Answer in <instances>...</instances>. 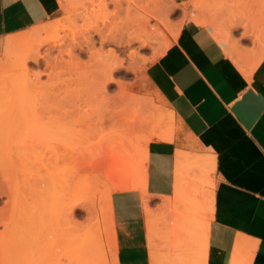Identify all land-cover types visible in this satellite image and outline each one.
I'll return each mask as SVG.
<instances>
[{"label":"rangeland","instance_id":"1","mask_svg":"<svg viewBox=\"0 0 264 264\" xmlns=\"http://www.w3.org/2000/svg\"><path fill=\"white\" fill-rule=\"evenodd\" d=\"M143 1L146 4L147 0H75L67 6L69 9H62L60 18L46 23H60L58 32L39 33L36 27L21 34L23 36L19 35L30 36L20 39L17 47L9 51L4 44L0 50V64L5 66L4 70L0 69V186H3L0 190H7L10 183V188L12 184L16 186L14 189L18 188V194L11 200V207L9 206L16 216L9 219L13 215L11 213L6 221L9 223L13 219L10 225H16L15 229L12 230L13 226L11 228V232L14 231L11 236L14 237H11V248L0 255V264H113L114 224L111 196L123 187L126 190H144L147 151L144 153L142 145L149 135H154L152 143L166 141L162 138L166 130L173 129V137L177 130L174 116L171 122L168 120L166 125H161L151 115L154 110V114H169L172 111L168 109L164 98L152 82L150 66L160 58L158 51L164 54L192 12L196 13L200 22L205 21L203 24L210 28L218 26L224 30L228 46L238 56V59H231L239 66L246 65L255 82L264 83V34L259 32L264 30V10L261 9L264 0H243L239 9L235 7L234 0H199L195 6H185L181 0H154L160 3L161 10L159 18L152 20V24L159 27L161 37L152 47H143L136 43L131 48L124 42L128 41L129 24L140 13L137 9L141 4L144 5ZM242 9L246 16L233 15L239 14ZM104 23L114 24L115 31L119 29L121 33L118 35L126 48H117L121 61L117 62L119 67L115 63L111 70L112 73L114 69L109 78L108 95L102 100L100 97H92L96 92L89 71L93 72L95 68L88 65L82 68L73 67L67 52L73 47V39L80 40L95 28H102ZM123 26L127 28L126 31ZM57 36L64 46L63 59H55L59 53L52 47L49 64L43 59L40 68L33 62L29 63L30 69H33L32 75L20 74L15 67L6 68L9 63L8 55L22 52L42 41L53 40ZM47 48H43L46 53ZM133 50L140 52L138 68H134L130 58ZM38 72L45 73L38 78ZM140 101L144 103L138 104ZM40 104L42 107L45 104L44 106L59 110L68 104L69 108L65 106L67 110L73 111V157L71 153L67 154L63 150L52 155H49L50 151H46L42 156L43 153L29 151L21 140L15 142L17 146L13 143L14 147L11 145L14 140L8 137L12 118L17 119L18 115L21 117L24 111L21 114L17 112L23 106L26 109H21L25 110L23 116L32 114L33 111L36 113L33 109L35 107L38 112ZM18 107L20 108L17 109ZM40 114L49 116L43 109ZM136 116L145 118L152 131L134 137V146L139 150L133 157H128L121 150V146H118L127 140H124V135L120 136L125 130L121 125ZM114 121L117 122L115 125L118 126V133L117 128L113 127ZM18 143L23 147L18 146ZM183 154L187 155L179 151L177 157ZM194 170L198 172V169ZM70 176H73V181L69 180ZM190 181L186 180L187 194L184 201H181L177 177L175 198L165 204L164 215L160 218L161 224L164 223L165 226L163 229L159 230V219L152 212L149 201L145 200L152 264H202L199 257L201 249L197 244L195 249H199L198 251L191 247L187 231L193 227L195 214L209 223L211 191L201 192L198 186H193L192 189ZM38 188L42 194L38 193ZM5 201L7 198L0 197V208L4 207ZM185 201L189 207L184 205ZM197 203L198 208H201L200 214L191 209ZM182 206L190 211L185 217L178 212ZM7 234L1 235L2 241H6L3 237H7ZM176 234L181 240L174 237ZM183 240L186 247L182 244Z\"/></svg>","mask_w":264,"mask_h":264},{"label":"crops","instance_id":"2","mask_svg":"<svg viewBox=\"0 0 264 264\" xmlns=\"http://www.w3.org/2000/svg\"><path fill=\"white\" fill-rule=\"evenodd\" d=\"M61 1L0 0V50L8 38L60 18ZM181 1L195 6L194 0ZM164 53L149 73L177 130L172 140L150 145L144 190L111 196L113 264H152L145 200L163 229V207L176 194L179 151L214 160L203 174H185L192 189L211 191L205 264H264V83L243 73L249 68L231 59L195 12ZM178 212L190 213L184 206Z\"/></svg>","mask_w":264,"mask_h":264},{"label":"bare ground","instance_id":"3","mask_svg":"<svg viewBox=\"0 0 264 264\" xmlns=\"http://www.w3.org/2000/svg\"><path fill=\"white\" fill-rule=\"evenodd\" d=\"M73 1H75V0H73ZM73 1L72 0H62L61 1V8L64 10L67 9L68 8L67 6H69V4H72ZM242 1L243 0H234L235 7L239 9L241 7ZM143 2H144V5L141 4V6H138V9H137V12H140V13L137 15L136 19L134 21L130 22V24H129L128 31H127V35H128L127 40L128 41L124 42L129 47L131 46V48L136 43L141 44L143 47H152L156 42H158V40L161 37V32H160L159 27L157 25L152 24V20L159 18V11L161 10L160 3L156 2L154 0H147L146 4H145V1H143ZM193 2L196 5L199 2V0H194ZM261 9L264 10V4H262V3H261ZM244 14L246 16L245 10L242 9L241 12H239V14L236 13L233 15L238 17L239 15H244ZM195 19H196V21L198 20L197 18H195ZM262 20L264 21L263 17H262ZM201 22H202V20H201ZM203 23H205V21L202 22V24ZM104 24L105 25H102L103 26L102 28L97 29L94 27L95 29L92 33H86L80 40L73 39V41H72L73 47L70 45L72 48L69 49L67 52V56L70 59V64L73 67L75 66V67H81L82 68L83 66L88 65V66H92L93 68H95L93 72L89 71V75L93 80V83L95 86V92H96L95 95L92 97H94V98L100 97L101 99L105 98L108 95L107 94V87L109 86L108 85L109 84V78H110V75L114 71V69H113V71L111 73L112 68L114 67L115 63H116V67H117L118 66L117 62L119 60L121 61L120 56L117 53V50H118L117 48L120 46H121L120 48H122V46L125 47V44L123 45V40L118 35L119 33H121L120 31H118L119 29L117 30L118 31L117 32V31H115V29L113 27L114 24H110V23H108L109 25L106 23H104ZM256 24H257V22L254 23V26H256ZM116 26L118 27V25H116ZM125 26H126V24H125ZM125 26H123V27L125 28ZM246 26L248 28L249 24H247ZM60 27H61L60 23L59 24H56V23L46 24V25H42V26L38 27L37 32H39V33H42V32L49 33L51 31L58 32L60 30ZM255 28L257 29V27H255ZM126 29L127 28H125V31H126ZM211 30L213 31L214 36L225 47L227 54L233 59L235 57L238 59L237 54H234L232 52V50L230 49V47L228 46L229 43H228L227 37L225 36L224 30H221L220 28H218V26H217V28L211 27ZM263 31L264 30H261L259 32L261 34H264ZM124 33H126V32H124ZM28 36H30V35H27V36H24L21 38H11L10 37L6 40L5 45H6V47L9 48L8 50L10 51V49L17 47V44L21 41L20 39H25ZM122 38H124V37H122ZM121 40H122V42H121ZM60 42H61V40L57 36L53 40L42 41L41 43H39L37 45H33L30 48H28L22 52L10 54V55H8L9 63L7 64L6 68H10V67L14 68L15 67L16 72H19L20 74L26 73V75L29 76L31 71L33 70V69L31 70L29 67L30 62L35 63L38 66V68H40L41 59L48 62V64L50 63V61L52 59V56H51V48L52 47L59 53V55L57 57H55L56 60L64 58V56H63L64 55V51H63L64 46H63V43H60ZM45 47H48L47 53L43 51V48H45ZM160 52L161 51H158L157 54L161 57L163 54H161ZM139 53L140 52L137 50L131 51V54L129 53L130 58L133 60L134 68H138L137 65H138ZM3 67H5V66H2V64H0V69L4 70ZM116 67H115V69H116ZM241 69H243V67ZM43 73H45V72H38V73H36V76H38V78H40V76ZM243 73H245L247 75L248 73H251V72L249 70H247V71L243 70ZM12 74H13V72H12ZM32 74L33 73H31V75ZM111 77H113V76H111ZM113 79H114V77H113ZM254 82H255V79H254ZM137 103L142 104L144 102L140 101ZM40 105H39V107H40ZM44 105L45 104H43V107L41 105L40 109H39V107L37 108V109H39L38 112L35 109V107H34V109L32 107L30 110L33 109V110H35L36 113H34V111H33L32 114L28 113L27 116H23V115H25L24 112L26 110L24 108V106L22 108H20V107L17 108V109L20 108V110L21 109H25V110H21V111L18 110V112H17L18 114L19 113L21 114V112L24 111L22 113L23 115L21 114V117H20V115H18L17 119H15V117H13L14 119L12 118V122L10 121V124H11L10 126H12V127L10 129V127L8 126L9 130H10V136L8 134V136H9L8 138L14 140L13 142H11V145L13 146V144H15V142H18L21 140V142L25 146L28 147L29 151H33V152H37V153H41V154L43 153L42 156L46 153V151L47 152L50 151L51 154H49V155H52V153L54 154L55 152H58V151L60 153V151L63 150V152H66L67 154L71 153V155L73 157V154H72L73 153V138H74L73 137V122H74L73 111L70 109L67 110V108H69V106L67 107L68 104L65 105L67 108L63 105H62L63 106L62 108L59 107L60 110L57 108H54V107L52 108L50 106H44ZM33 106H34V103H33ZM42 109L45 112H47L49 114V116H46L45 114H43V115L40 114ZM153 109H155V107H153ZM154 111L152 112L153 114L151 113V115L153 117H156L158 119V122L161 125H166L168 120H170V122L173 120V114L172 113L160 114V112L159 113L157 112V114H154ZM117 122H119V120ZM117 122L114 121V122H112V124H114L113 127L117 128L116 132L118 133L119 132L118 126L115 125ZM119 123H118V125H119ZM143 123H144V125H143ZM125 124L124 125L120 124L121 126H124V128H125V130L122 131V133H120V136L124 135V137H123L124 140H126V139L127 140L125 143H121L118 146H119V148L121 146V150L124 151L123 153L125 155H127L128 157H133L135 155L136 151L139 150V149L136 150V148L134 146V143H135L134 137L146 135L147 131H152V130L149 127V123L146 122L145 118H141V117H137V116L131 117L129 120H127V122ZM101 125L104 127V123L101 122ZM170 129H171V127H170ZM112 130H113V128H112ZM114 131H115V129H114ZM172 137H173V129L172 130L167 129L165 135L162 138H164L167 141H170V140H172ZM161 140H163V139H161ZM152 141H154V135L153 134L149 135L148 139L142 145L143 146L142 149H145L144 153H146V151H147V157L149 156L148 153H149V149H150V145L152 144ZM19 143H18V146L23 147ZM8 146H10V143ZM14 146H17V144H15ZM71 155H70V157H71ZM59 156H61V155H59ZM38 159H40V158H38ZM59 160H60V158H59ZM147 160H148V158H147ZM45 161H47V160H45ZM143 161H145V160H143ZM201 161H203V163ZM44 164H46V163H44ZM41 167H43V166H41ZM213 167H214V160L212 158L202 159L200 157L187 156L184 154L181 156H178V158H177V177H178V182H179V192L181 195V201H184V197L187 194L185 174H187L191 169H194V168L198 169V172L203 174L205 168L210 169ZM38 168H39V166H38ZM194 171H196V170H194ZM145 177H147V176H145ZM69 180L73 181V176H70ZM147 183H148V181H147ZM202 183H205V180H203ZM6 184H7V181H6ZM10 184H9V188L7 190L6 189L0 190V197L1 198H7V201H5V205H3L4 207L0 208V228L1 229L4 228L0 231V255H2V253L6 249L8 250L9 248H11V245H12V242H11L12 238L11 237H14V236H11L14 231L13 232H11V231L13 229H15V227H16V225L15 226L12 225L14 227V228H12V226L10 225V222L13 219L9 220V223H6V221L8 220V215H10L11 213L13 214V215L9 216L10 217L9 219H11L15 215V213H14L15 211L11 212L9 209V206L11 204V200L16 196V194H18V191H16V189L18 190V188L14 189L13 187H16V186H14V184H12L13 186L11 185L12 187L10 188ZM39 185L37 184V186H39ZM2 187L0 186V189ZM147 187H148V185H147ZM39 188H38V193L42 194V192H41L42 189L40 188L41 190H39ZM121 190H126V188L123 187V188H121ZM145 190H147V189H145ZM151 200H153V199H151ZM186 201L184 202V205L187 207L188 201L187 202ZM177 202H179V200H177ZM209 204H210V207L212 208V200ZM191 209H193V211H195L199 214L201 212L200 211L201 208H198V203L195 205L193 204V206H191ZM195 215L196 216H193V218H194L193 219L194 220L193 221V227L187 231L188 238L190 240V243L192 244L191 245L192 248L195 249V247L197 246L201 249V256H199L200 254H198V256L201 257L200 258L201 260L200 259L199 260L201 261L202 264H205L207 254H208V252H206V251H208V249H207L208 243L207 242L209 240L208 235L210 233L209 232L210 227H209V223H207L206 220L203 219V217L199 216L198 214H195ZM13 224H15V223H13ZM9 227H10V229H9ZM11 228H12V230H11ZM3 233L4 234L8 233L7 237H3V238H6V241L3 240L4 242L2 241V237H1V235ZM4 236H6V235H4ZM174 237L177 238V234ZM177 239L181 240L179 238H177ZM184 241L185 240H183L182 244L184 243ZM184 244L186 247V242ZM184 244H183V246H184ZM188 245H190V244H188ZM198 250H196V251H198ZM234 253H235V256H233V258L236 257V252H234ZM233 261H234V259H233ZM233 261H232V263L235 264L236 259L234 262ZM185 264H187V263H185Z\"/></svg>","mask_w":264,"mask_h":264}]
</instances>
